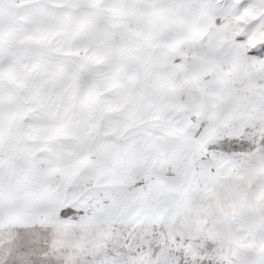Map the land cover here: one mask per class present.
Here are the masks:
<instances>
[{
  "label": "snow or ice",
  "instance_id": "1",
  "mask_svg": "<svg viewBox=\"0 0 264 264\" xmlns=\"http://www.w3.org/2000/svg\"><path fill=\"white\" fill-rule=\"evenodd\" d=\"M0 264H264V0H0Z\"/></svg>",
  "mask_w": 264,
  "mask_h": 264
}]
</instances>
